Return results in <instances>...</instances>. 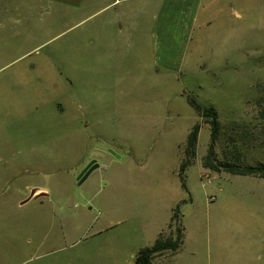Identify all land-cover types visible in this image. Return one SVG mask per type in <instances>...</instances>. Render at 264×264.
I'll list each match as a JSON object with an SVG mask.
<instances>
[{"label":"rangeland","instance_id":"obj_1","mask_svg":"<svg viewBox=\"0 0 264 264\" xmlns=\"http://www.w3.org/2000/svg\"><path fill=\"white\" fill-rule=\"evenodd\" d=\"M37 1L0 0V264H133L123 250L120 263L113 260V233L124 229L129 243L130 212L144 200L159 206L164 191L194 200L180 204L187 223L208 218L217 237L207 239L205 225L188 236L199 257L209 254L207 264H264V180L216 178L202 167L209 119L188 103L217 113L218 161L264 164V0H210L188 52L178 60L170 52L167 64L91 53L87 64L76 49L82 25L54 38L62 23ZM169 12L188 14L172 5ZM176 35L170 22L169 51ZM87 102L98 116L80 122ZM196 124L183 188L180 145ZM132 152L142 163L134 171ZM87 162L97 168L79 179ZM121 173L136 179L120 184L112 176ZM39 188L47 197L21 204ZM146 190V198L132 194ZM211 196L215 205L232 202L230 228L208 213ZM213 214L220 217L219 209Z\"/></svg>","mask_w":264,"mask_h":264},{"label":"crops","instance_id":"obj_2","mask_svg":"<svg viewBox=\"0 0 264 264\" xmlns=\"http://www.w3.org/2000/svg\"><path fill=\"white\" fill-rule=\"evenodd\" d=\"M202 1L203 0H39L37 2L44 4L46 9L43 11L50 21L62 23L61 26L54 29V38L60 37L73 27L82 25L81 31L76 35L77 37H81L80 41L76 42L79 44L76 49L86 55L84 61L87 64L91 63L88 57L90 53L109 55L112 62L118 61V63H120L123 58L125 61H127L126 58L135 60L136 56L139 55L140 59L147 62L167 64L171 53L173 55L177 54L176 60H178L179 55L185 54L186 46H188L191 37L194 36L193 33L196 30L199 31L202 22L206 19L207 15L211 13V1ZM170 5L177 10L182 8L184 13L188 12L187 16L181 14L178 19H176V14H171L169 12ZM170 22L174 25L178 42L175 44L173 41L169 51ZM63 28H65V30H62ZM173 45L174 47H172ZM175 47L177 50H175ZM187 52L188 48L186 50V53ZM71 62V59L70 61H66V65L68 64L71 67ZM113 65H116V63ZM111 67L110 65V68ZM82 85L86 86L87 84L82 82ZM80 110L82 113L80 122H83V118H88L86 113H91L93 118L98 116L96 113H99L97 105H90L88 102L86 106L83 104ZM70 113L74 112L70 111ZM189 131L190 128L185 132V139L180 145L182 152ZM200 131L199 134L201 133ZM126 157H129L128 164H130L131 171L136 170L137 166L142 165L141 161H136V156L133 152L131 156ZM182 157L183 154L181 153L179 164L182 161ZM119 158L121 159V157ZM88 163L89 162L83 166V169ZM215 174H217L215 175L216 178L221 176L220 173ZM211 176L212 172L205 175L206 179H209ZM112 178L121 184V182L127 181L132 183L135 181L136 176L121 173L118 175L114 174ZM145 182L146 180L144 179L143 183L145 184ZM33 191L35 194L30 198ZM31 193L21 204L31 199L47 197V191L45 189H33ZM132 194H135V198H137V196L146 198V196L149 195L147 190L144 192H133ZM216 201V196L209 197L208 213H212L214 222L221 219V225L224 226V229L230 228L233 223L232 202L226 201L224 205L220 202V204L217 203L218 205H215ZM180 204L191 207L194 205V200L191 197L186 198L179 194L174 195L170 191H164L159 206L153 207L151 201L150 204L147 205L146 200H144L142 206L136 205L137 207L130 212L129 216L131 220L129 232V237H131V239H129V243L126 237L127 232L124 231V229L120 228L113 233L112 249L110 250L113 260L117 258V262L120 263V256L123 250L125 254L131 257V261L134 264V258L137 252L143 248L151 247L158 235L166 231L174 208ZM218 209L220 211V217H216L213 214L214 211ZM180 215L181 223L185 230V238L180 250L176 253H162L154 258L152 264H199L200 262H206L205 264H207L209 254L204 256L205 259H203L204 257H202V255L199 257V251L188 236L191 235V238H195L198 236L196 231L199 225H205L207 239L208 237H217L216 235H212V232L207 228L208 218L203 219L196 215L187 223L185 216H182L181 213ZM217 251L219 252V250Z\"/></svg>","mask_w":264,"mask_h":264},{"label":"trees","instance_id":"obj_3","mask_svg":"<svg viewBox=\"0 0 264 264\" xmlns=\"http://www.w3.org/2000/svg\"><path fill=\"white\" fill-rule=\"evenodd\" d=\"M189 105L201 118L209 119L211 129L210 143L206 155L202 159V167L215 173H228L234 176H252L264 180V164L240 166L230 162H220L216 159L215 140L218 131L217 113L214 108L204 107L190 100ZM200 131L199 125H194L187 136V140L183 149V157L178 170V177L183 188H185V170L193 163L195 159V151ZM180 205H177L166 231L160 233L151 247L143 248L137 252L134 258V264H152L154 258L162 253H176L180 250L184 238L185 230L181 225V215L179 210ZM177 224V227H176ZM175 228V231H173Z\"/></svg>","mask_w":264,"mask_h":264},{"label":"water","instance_id":"obj_4","mask_svg":"<svg viewBox=\"0 0 264 264\" xmlns=\"http://www.w3.org/2000/svg\"><path fill=\"white\" fill-rule=\"evenodd\" d=\"M94 162L89 163L84 170L81 172L79 179L82 178L83 180L94 170L97 168V165H94ZM34 191L31 193L30 198L34 196Z\"/></svg>","mask_w":264,"mask_h":264}]
</instances>
